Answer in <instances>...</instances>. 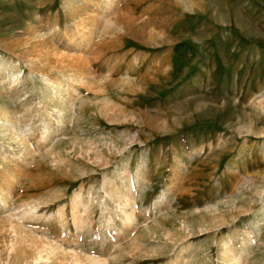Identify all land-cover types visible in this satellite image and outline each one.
I'll use <instances>...</instances> for the list:
<instances>
[{"label": "rangeland", "instance_id": "rangeland-1", "mask_svg": "<svg viewBox=\"0 0 264 264\" xmlns=\"http://www.w3.org/2000/svg\"><path fill=\"white\" fill-rule=\"evenodd\" d=\"M125 1L118 0L122 15L106 33L97 0H0V116L40 154L0 164V264H21L40 250L57 251L58 263L29 264H71L80 251L112 253L109 264L178 263L189 254L182 246H207L216 264L219 238L237 243L249 230L256 194L264 195V0ZM71 72L90 73L79 86L84 99L63 130L46 136L49 82L67 81ZM70 139L89 151H77ZM52 147L63 164L44 157ZM142 163L146 189L134 227L116 237L98 231L108 211L97 207L79 237L75 195L97 191L115 167L132 171ZM162 192L165 201L154 210ZM212 204L218 208L205 209ZM212 220L218 227L183 236L184 221ZM167 229L179 238L172 249L158 234ZM263 233L261 247L246 244L242 264H264ZM132 241L160 252L129 251Z\"/></svg>", "mask_w": 264, "mask_h": 264}, {"label": "bare ground", "instance_id": "bare-ground-1", "mask_svg": "<svg viewBox=\"0 0 264 264\" xmlns=\"http://www.w3.org/2000/svg\"><path fill=\"white\" fill-rule=\"evenodd\" d=\"M69 1L72 2V0H69ZM120 3L118 4V0H97L96 5L100 8V11H101L100 16L103 22L102 32H106L108 28L114 27L116 25L115 21L118 19L119 16L122 15L119 13V11H117V4L120 5ZM71 4L73 5V3H70L68 5V9L72 8ZM124 20L128 21V19H124ZM84 27H85L84 22L79 25V29L81 28V30L84 29ZM85 31L83 30L80 32L79 30L81 35L86 34ZM3 66L4 65L1 64L0 68H2ZM8 75H9V81L15 82L17 79H19V75L15 71H12V70L9 71ZM67 76H68L67 81L63 79L64 81L62 82V80L60 79L59 80L55 79V80H50L49 82L50 89L48 91L47 96L44 98V101H43L46 106L45 108L47 110V114L51 116L50 120H45L43 123V127H44L43 134H45L46 136H52V135L56 136L57 135L56 133L63 130L62 128L63 123L65 121H70V119H73L70 117L78 113L76 110L79 108L80 104L82 103L84 99V98H81V96L79 97V93H78L79 86L86 85V83L88 84V82L90 81V73L89 72L87 74L80 73L78 75V74H73L71 72ZM6 121H7L6 119H4L3 121L2 114H1L0 116V164L2 163L1 166L5 167L3 165L4 164L3 162L7 161V159L11 157H18L20 158L21 161H24V162H26L29 158L36 159V156L38 157L40 155L39 151L37 150L33 151L29 149L28 148L29 146L27 144L25 145V143L23 144V142H21L20 140L21 138L19 139L20 141L19 142L18 141L19 135L17 134L16 136H13L14 134L13 135L11 134V132L9 131V128L7 127L8 123ZM51 121L54 122L53 125L55 124L57 125L56 129L50 128L52 124ZM69 142L74 144L76 147V150L79 152L81 151L86 152V151H89L90 149V147L89 149L84 148L87 146L83 147L84 143H80L79 141L75 139H70ZM59 147H52L51 149L49 148V150L46 152V155H44V157L52 165H56V164L59 165V164L64 163V158L62 156V153L60 152L61 150ZM119 147L112 144V149L114 148L115 151L116 149L119 151ZM145 159L146 157L143 158V160ZM142 167H143V163L136 166L132 171H129L126 168H122V167H115V170L112 173L104 174L102 176V179L100 181V186H98L97 191L95 190V192H87L88 194H83L80 192L75 195L74 197L75 201L73 204L74 209H75V214L73 213V215L75 219L74 223H75L76 233L79 235V237L82 238L83 235L89 232V229L92 227L91 217L97 207L100 208L101 215L103 214L105 215V213L108 211V214H106L105 217L99 220L100 227L98 228V231H102V229L106 228V230H108V232L111 235H114V237H116L122 232L123 228L130 229L132 228V226L134 227V225L136 224V220H137L136 212L138 208L142 209L141 208L142 199L144 197V193L146 189L145 188L146 182L143 183V181L140 178ZM77 170L79 171V168ZM142 183H143V186L141 185L142 187H140V184ZM137 186H139L138 188H140L139 194L137 192ZM166 195L167 193L162 192L154 199L152 203L154 210H159L161 208L160 206L165 201ZM0 196H1L2 201L5 199L4 196H6L5 193L1 189H0ZM256 196H257L256 200L259 201V206L252 209V213H253V216H251L252 220L246 223V226L247 228H249V230H246L243 235L241 233L242 237L240 236L241 237L240 239L238 236L239 240L238 242L236 241L237 243H233L232 235H228V237L223 236L224 238L221 237L222 239L219 238L220 240L217 244L218 254H217L216 264H242V260L244 257L243 251H245L246 249V244L256 245V248L257 246L261 247L259 246L260 245L259 241L260 243H262L260 236H261V233L264 231V195L257 193ZM33 208L34 206H29L28 210H24L21 214L22 215L30 214ZM217 208L218 207L213 204L205 207V209L207 210H211V209L214 210ZM154 221H155V224L157 225L156 223L157 220L155 219ZM102 225L104 227H102ZM218 225L219 223L216 222V220L200 221L198 223L184 221V223L182 224L183 236H187L191 233L202 231L204 229H208L211 227H218ZM156 228L158 227L146 224L144 225L143 229H146L148 230V232L153 233L157 231ZM172 232L169 231L168 229L159 230V233H158L159 236L165 239V242L164 243L162 242L163 243L162 245L166 249H170V248L172 249L173 245L175 244V241L179 239ZM142 246L143 245H140L138 242L132 241L129 244V247L128 246L127 247L129 251L132 250L134 252V250L135 251L140 250L141 252L147 253L149 255H154L160 252V248L157 246H149L146 248ZM178 246H176L174 249L180 248ZM182 248L185 251H189L188 252L189 254L188 256L183 257V259L180 260V262L178 260V263L180 264H209V261H208L209 257L207 256V253H206L207 246L199 247L195 249L194 248L191 249L186 246L185 247L182 246ZM140 251H137V252L140 253ZM54 252L57 253V251H54V250H49V251H44V252L40 250V251H36L35 254L32 256H25L23 254L25 257H22L21 264H29L31 260H39L41 262L49 263L51 258H53L52 261L54 260V256H55ZM179 253H180V250H179ZM110 255L99 257L90 252L82 253V251H80V252L74 253V256L71 257L73 263L71 261L70 262L71 264H109L108 260H109V257H111ZM199 255L201 256L198 257L197 259L196 257ZM188 257L190 258V260L187 259ZM55 260L57 262L58 259L55 258ZM52 261L50 263H52ZM178 263L176 261H168L165 264H178Z\"/></svg>", "mask_w": 264, "mask_h": 264}]
</instances>
